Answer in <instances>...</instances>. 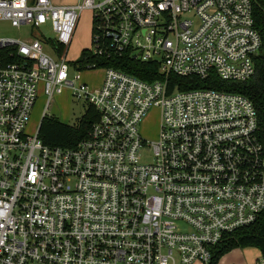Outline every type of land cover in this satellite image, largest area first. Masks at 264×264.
<instances>
[{
	"label": "built area",
	"instance_id": "2783aa9c",
	"mask_svg": "<svg viewBox=\"0 0 264 264\" xmlns=\"http://www.w3.org/2000/svg\"><path fill=\"white\" fill-rule=\"evenodd\" d=\"M255 1L0 0V21L50 22L55 33L0 37V264H211L227 235L259 218L254 102L168 79L252 77L263 42ZM86 9L91 53L157 62L164 78L102 67L100 88L80 83L82 70L97 68L67 57ZM40 86L48 101L69 88L97 111L77 144L50 146L29 129ZM153 109L156 140L141 132Z\"/></svg>",
	"mask_w": 264,
	"mask_h": 264
},
{
	"label": "trees",
	"instance_id": "16d2710c",
	"mask_svg": "<svg viewBox=\"0 0 264 264\" xmlns=\"http://www.w3.org/2000/svg\"><path fill=\"white\" fill-rule=\"evenodd\" d=\"M254 18L263 42L259 53L255 56L256 72L252 77L245 81H227L211 74L207 79L201 80L195 76L181 77L171 73L168 79L170 88L177 86L180 90H187L207 87L239 92L248 96L258 111V135L264 145V0L255 1ZM75 63L82 68L89 63L96 64L97 67H113L149 81L164 78L157 62L141 61L127 55L96 56L88 48L83 49ZM97 118V111L91 106L77 126L62 123L54 117L45 115L39 126V136L47 145L70 147L87 135ZM248 246L260 249L264 257V211L254 223L227 235L226 240L215 247L211 264H218L222 256L234 248Z\"/></svg>",
	"mask_w": 264,
	"mask_h": 264
},
{
	"label": "rangeland",
	"instance_id": "374dc122",
	"mask_svg": "<svg viewBox=\"0 0 264 264\" xmlns=\"http://www.w3.org/2000/svg\"><path fill=\"white\" fill-rule=\"evenodd\" d=\"M55 1L67 3L69 1L81 0H54V2ZM92 26V11L86 9L81 14L76 34L68 49V59L77 60L80 57L83 49L90 47ZM37 32H41L46 37H55V33L50 22L43 24L40 27L32 28L30 26H23L17 28L12 26L10 22L0 21V37L28 39L35 37L34 34ZM47 49L49 50L48 47ZM104 73L105 69L102 67L82 70L79 74V82L87 83L90 91H95L101 87L104 80ZM72 94L73 90L66 88L62 93L53 95L48 101L49 97L45 93L44 87L40 86L38 90V98L31 114V123L29 126L31 132L33 133L39 128L45 115L48 117H54L62 123L71 126H77L89 105L83 99L78 100ZM158 131L159 111L157 109H153L144 119L141 125V132L147 139L156 140L158 137ZM147 157L150 158V155H147ZM237 249L243 250L246 249V247H237L234 250ZM247 249H249V251L252 253H256L254 247H248ZM226 255L227 253L222 256L218 263L222 262ZM195 264L200 263L198 262Z\"/></svg>",
	"mask_w": 264,
	"mask_h": 264
},
{
	"label": "crops",
	"instance_id": "0c3cea01",
	"mask_svg": "<svg viewBox=\"0 0 264 264\" xmlns=\"http://www.w3.org/2000/svg\"><path fill=\"white\" fill-rule=\"evenodd\" d=\"M77 2L79 1H69L67 3H64L62 1L59 2L55 1V3L57 4H73ZM248 247H252V246H248ZM248 247H246V249L243 250H239V249L234 250L235 249L234 248L233 249L234 251L231 250L229 253H227L223 261L218 264H264V258L262 256V252L260 251V249L254 247L256 253H252L251 251H249V249H247Z\"/></svg>",
	"mask_w": 264,
	"mask_h": 264
}]
</instances>
